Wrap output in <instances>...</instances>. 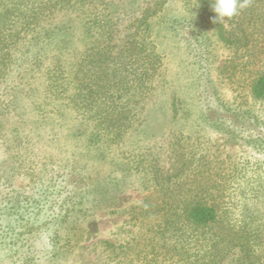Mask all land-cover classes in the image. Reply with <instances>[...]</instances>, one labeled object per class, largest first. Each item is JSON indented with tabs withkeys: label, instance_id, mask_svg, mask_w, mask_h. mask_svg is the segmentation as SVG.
<instances>
[{
	"label": "trees",
	"instance_id": "obj_1",
	"mask_svg": "<svg viewBox=\"0 0 264 264\" xmlns=\"http://www.w3.org/2000/svg\"><path fill=\"white\" fill-rule=\"evenodd\" d=\"M141 1L0 0L3 142L2 130L12 117L15 126L8 133L14 135V144L8 146L18 147L25 135L20 132L23 125L42 128L41 115L62 121L72 112L77 117L74 123L79 124L77 137L89 147L123 144L129 129L135 125L143 129L148 119L145 102L153 91L169 89L159 30L172 22L175 33L184 31L192 61L206 75L219 59L216 50L228 52L222 74L234 95L232 100L225 99L214 87L215 113L248 127L249 134L242 140L264 154V114L250 104L264 105V0H245L246 7L238 15L218 24L212 19L211 0H176L185 14L174 18L167 15V3L173 0H155L145 8ZM136 6L139 11L134 16ZM124 13L126 25L121 32ZM167 103L165 110L175 107L180 129L187 123L191 131L198 122L193 109L179 95ZM31 110L39 119L25 118ZM184 131L176 135L169 161L163 162L148 148L150 156L136 164L144 173L143 185L150 190L133 207L138 229L133 242L138 245L131 247L138 261L264 264V162L257 159L251 164L250 159L224 155L208 137ZM129 151L133 154L134 148ZM0 180L4 182V173ZM114 182L116 188L123 185L117 178ZM89 184L79 200L66 202L63 218L90 210L88 200L91 205L101 203L98 197L104 193L91 192L96 185ZM109 186H104L106 192ZM44 190L52 193L50 186ZM24 213L19 200L10 207L6 198L0 199V249L6 256L21 258L23 253L25 258L21 248L31 241L32 231L52 220H26ZM60 222L54 232L57 242L64 224ZM70 235L78 236L74 230ZM105 244L115 251L111 242Z\"/></svg>",
	"mask_w": 264,
	"mask_h": 264
},
{
	"label": "rangeland",
	"instance_id": "obj_2",
	"mask_svg": "<svg viewBox=\"0 0 264 264\" xmlns=\"http://www.w3.org/2000/svg\"><path fill=\"white\" fill-rule=\"evenodd\" d=\"M115 1L120 4V0ZM154 1L142 0L140 4L145 8L153 5ZM136 8L134 16L139 11ZM167 8V15L172 18L185 14L179 1L168 2ZM120 17H123L119 21L120 31L124 32L127 15L124 13ZM171 24L168 22L159 30L161 47L166 56L169 89L166 87L153 91L145 102L148 119L143 122V129L138 130L136 125L129 129L123 144L89 147L87 142L77 137L80 133L79 124L77 126L74 123L77 117L71 112L62 121L53 116L41 115L45 123L42 128H36L31 123L23 125L20 132L25 135L21 146H8L14 144V135L9 136L8 129L15 126L11 123L13 117L8 120L10 124L2 130L6 134L4 142L0 135V173H4L5 177L4 182L0 180V199L6 198L10 207L19 200L27 211L24 213L26 220L45 218V223L52 220L46 226L32 231L31 241L21 248L25 258L23 253L21 258L6 256L5 252L1 253L4 250L0 249V264H141L138 253L131 247L137 248L138 245L133 242L138 229L132 215L133 207L149 195L150 190L143 185L144 173L138 171L140 167H136V164L143 157L150 156V153L146 154L148 148L157 153L163 162L167 161L173 154L176 135H181L180 131L208 137L224 155H237L240 160L250 159L251 164L257 159L264 162V154L256 152L242 140L243 136L249 134L246 130L248 127L238 124L229 116L217 115L214 110V87L225 99L232 100L234 95L222 74L228 52L221 48L216 50L219 59L206 75L203 68L193 63L184 31L175 33ZM4 85L0 83V100L4 97ZM175 95L183 98L187 108L193 109L192 114L198 120L191 126V131L187 123L184 130L180 129L174 106L165 110L167 100L172 101ZM164 99L167 100L163 102ZM250 104L259 107L264 114L263 104ZM24 116L28 120L39 119L32 110L26 111ZM212 124H218V128ZM20 125L16 124L17 127ZM220 125L224 129H220ZM133 148L132 154L129 150ZM16 153L20 155L18 159L13 156ZM7 175L10 176L8 182ZM116 178L123 184L120 189L113 186ZM89 183L96 185L91 192L104 193L98 197L101 203L91 205L92 201L88 200L87 207H92L90 210L71 214L68 219L63 218L66 202L76 197L79 200L80 194L87 193ZM105 184L112 186L107 192ZM48 186L52 193L44 190ZM22 212L24 210L19 213ZM60 219L64 224L57 242L54 232L61 223ZM65 226L69 229H63ZM73 230L78 234L74 239L70 235ZM64 237L68 239L67 242L63 241ZM106 241L114 245L112 249L115 251L108 249Z\"/></svg>",
	"mask_w": 264,
	"mask_h": 264
},
{
	"label": "clouds",
	"instance_id": "obj_3",
	"mask_svg": "<svg viewBox=\"0 0 264 264\" xmlns=\"http://www.w3.org/2000/svg\"><path fill=\"white\" fill-rule=\"evenodd\" d=\"M211 10L215 13L212 17L214 23H223L238 15L246 7L245 0H211Z\"/></svg>",
	"mask_w": 264,
	"mask_h": 264
}]
</instances>
